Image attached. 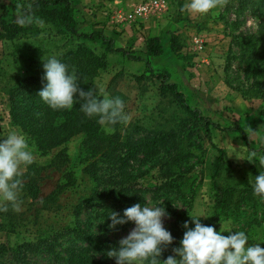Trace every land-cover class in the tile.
I'll return each instance as SVG.
<instances>
[{
  "label": "rangeland",
  "instance_id": "1",
  "mask_svg": "<svg viewBox=\"0 0 264 264\" xmlns=\"http://www.w3.org/2000/svg\"><path fill=\"white\" fill-rule=\"evenodd\" d=\"M69 1L79 32L101 31L106 39H112L107 34L112 26L129 24L142 28L141 24L152 22L169 36L181 35L182 47L176 56L181 65L177 68L155 63L142 49L144 43L140 38L145 45L148 38L141 34L137 36L138 42L121 47L123 51L105 52L107 65L94 79L93 86L124 101V111L130 120L115 125L122 140L149 137L158 131L186 137L178 146L165 148L161 161L139 156L122 167L115 159H99L91 168L95 172L92 176L84 171L89 161L80 158L82 137L72 136L54 151L65 149L68 159L62 170L74 171L76 182L56 199L52 193L63 180L64 172L47 165L51 156L40 157L34 147V162L44 166L39 173V193L31 197L21 190L20 210L13 211L9 207L8 212H0V244L3 245L0 264H67V249L80 247L84 242L67 230L54 232L53 227L60 229L74 220L80 228L104 241L119 243L135 225L128 222L110 229L109 216L136 203L163 206L169 213L164 227L173 231L174 240L161 260L173 255L172 248L180 246L187 230L183 228L184 222L194 228L189 215L207 216L200 218L201 223L214 226L217 232L222 226L226 230L245 231L249 244L261 243L264 247V201L254 196L249 184V174L255 177L264 170L258 163L259 157L264 156V2L228 0L224 8L199 15L181 11L188 0H168L164 12L128 23L115 17V13L129 10L140 0L129 4L123 1L115 10L108 6L102 8L103 3L94 0L84 5L78 0ZM18 2L27 6L30 0H0V15L3 13L1 19L5 23L16 21L15 4ZM85 9L92 11L91 15L87 13L84 17ZM96 13H101L103 21L111 23H106L108 30L80 26L85 19H94ZM38 27L40 32L31 35L0 38V90L15 78L31 73L40 75L44 72L42 59L57 58L77 42H85L97 53L104 51L99 44L58 32L50 24ZM192 37L203 41L204 49L198 54L191 48ZM112 42L114 45L113 39ZM162 72L183 92L185 103L198 109L209 121L196 117L195 110L189 112L181 107L170 93L160 92ZM9 109L8 96L0 91V140L11 130L21 131L20 127L12 125ZM211 123H216L219 129ZM218 148L225 152L219 172L214 176L219 190L212 178L220 154ZM253 151L257 153V162L249 163L246 160ZM169 154L180 155L179 161L174 159L172 164L178 172L177 187L163 186L161 178V164L166 168ZM123 187L128 193L116 197L108 194L109 190ZM98 192L103 193V202L98 201ZM54 199L55 204H59L58 208L53 206L57 211L45 209L53 205ZM218 200L222 203L218 204ZM79 202L82 208L76 215L72 206ZM105 205L108 216L102 214ZM17 216L25 218V226L15 221ZM94 258L97 264H115L101 254H95Z\"/></svg>",
  "mask_w": 264,
  "mask_h": 264
},
{
  "label": "trees",
  "instance_id": "2",
  "mask_svg": "<svg viewBox=\"0 0 264 264\" xmlns=\"http://www.w3.org/2000/svg\"><path fill=\"white\" fill-rule=\"evenodd\" d=\"M260 1L264 2V0ZM29 4L32 5L35 15L40 17L44 23L55 27L58 32L67 33L81 40H91L103 47L104 51L97 53L94 48L81 41L77 42L72 48L63 51L57 57V59L69 66V70L73 67L76 69V74L79 78L78 83L81 88L87 91L89 88L94 87V79L107 65L105 52L117 53L123 51V49L121 47H115L112 39H106L101 31H92L90 33L79 32L76 28V21L73 18V10L69 0H30ZM2 15L3 13L0 15L1 39H14L18 36H27L40 32V28L37 25L21 27L16 21L5 23L1 19ZM169 41L172 52L178 56L182 47L181 35L172 33ZM162 52L163 48L160 37H150L146 40V53L148 56H158ZM43 75L44 72L40 75L31 73L15 78L13 83L3 85L0 91L8 96L10 104L9 115L12 125L20 127L21 131L29 138L30 145L35 146L36 152L40 157L51 156L47 165L54 167V169L62 170V167L66 168L68 159V154L63 147L56 152L54 149L75 135H81L82 137L80 158L82 159L81 161H89L84 171L92 176H95V172L91 168L99 159H115L122 167H127L130 161L137 160L139 156L150 160L155 159L156 161H161L164 158L162 151L166 152L165 148L173 147V145L178 146L179 142L181 143L186 137V135H182L181 137V135H174L170 132L158 131L149 137L122 140L115 126L114 134H106L103 126L97 122L98 118H89L80 111V102L71 110L60 111H53L44 104L37 96L44 83H46L42 80ZM159 78V90L161 93H170L173 99L189 112L195 110L185 103L183 92L178 89L175 82L167 79L166 72H162ZM196 111L198 113H195ZM193 114L196 117L209 121L207 117L199 113L198 109ZM211 124L219 129L216 123ZM208 126L209 124L207 123L205 126L207 133L209 131ZM206 136L209 137V135ZM217 150L220 154L217 157L216 168L212 178L214 186L219 190L217 183L214 181V176L219 172V167L223 161L225 152L220 148ZM179 156L177 154L173 157V154H169L165 163L166 168H163L160 163L161 178L164 179L163 186L177 187L178 172H176L172 164H174V159L179 161ZM42 169H44L43 165L38 166L34 162L24 171L22 177L25 180L22 181V191H25V195L35 197L39 193L38 180L40 179L39 173ZM62 172H64L62 175L63 180L56 185L52 193L55 199L59 194L66 191V189L74 186L76 182L74 171L62 170ZM126 193L128 191L124 187L118 190L112 189L108 191V194H112L114 197ZM97 194L98 201L101 200L103 202L105 198L103 193L98 192ZM55 199L52 206L44 208L56 212L57 210L53 206L56 205L55 207L58 208L59 204H55ZM221 203L222 200H218V204ZM119 206L123 207L120 203ZM128 207L130 206L126 205L123 210H120L119 218H123V212ZM80 208H82L81 202L72 206V210L76 215H78ZM103 209L102 214L108 216L107 205ZM15 221H18L20 224L22 222V226H25L26 223L24 222H27L21 216H17ZM76 221H69L67 225L60 229L53 227L54 232L67 230L77 240L84 242V245L80 247L73 246L67 249V264H97L94 258L95 254H101L107 257L106 252L108 250L119 246V243L106 242L100 237L80 228ZM0 228H2V225H0ZM36 231L40 232V230ZM170 232L174 236L173 231ZM2 247L3 245L0 244V248ZM164 256L163 253L160 259L164 258ZM107 259L116 264L114 258L107 257Z\"/></svg>",
  "mask_w": 264,
  "mask_h": 264
},
{
  "label": "clouds",
  "instance_id": "3",
  "mask_svg": "<svg viewBox=\"0 0 264 264\" xmlns=\"http://www.w3.org/2000/svg\"><path fill=\"white\" fill-rule=\"evenodd\" d=\"M228 0H188L181 11L190 14L207 15L213 10L222 9ZM16 23L21 27L42 26L44 21L35 15L31 4H15ZM45 81L37 96L53 111L71 110L80 102V111L89 118H98L106 134H114L113 126L128 123L130 116L125 113V103L119 97H112L102 89L94 87L85 91L78 83L76 69L55 56L42 59ZM99 93V95H98ZM249 131H252L248 127ZM34 145L20 130H11L0 140V212L19 211L22 201L19 199L23 188L21 177L27 167L34 163ZM257 153L251 152L249 163L257 162ZM244 160V159H241ZM258 163L264 169V156ZM249 184L254 196L264 201V170L253 177L249 174ZM194 228L186 221L187 229L180 241V246L172 248L173 255L161 260L163 252L173 244V236L164 227V219L170 218L163 206H142L136 203L119 214L111 212L110 229L128 222L134 223L129 234L120 239L119 246L106 252L114 258L116 264H264V247L261 243L249 244L245 231L226 230L221 227L217 232L214 226L201 223V217L189 215ZM231 223V221H229ZM227 232L228 235L223 233Z\"/></svg>",
  "mask_w": 264,
  "mask_h": 264
},
{
  "label": "crops",
  "instance_id": "4",
  "mask_svg": "<svg viewBox=\"0 0 264 264\" xmlns=\"http://www.w3.org/2000/svg\"><path fill=\"white\" fill-rule=\"evenodd\" d=\"M82 5L86 4L88 1L90 0H78ZM97 3H103L102 8H105L106 6H108L109 8L112 7V9H116L118 8L123 1L126 3H130L134 0H111V2L109 1H104V0H94ZM87 13H89V11L87 9L83 10L82 15H84V17L88 16ZM92 11L89 13L91 15ZM95 13V12H94ZM95 18L94 19H85L86 22H84V24H80V26H83L84 29H92L94 30L95 28H107L108 25L106 26V23L111 24L108 21H103L104 18L102 17L101 13H96L94 14ZM101 21V22H100ZM104 22V23H103ZM97 23V24H96ZM140 25V24H139ZM105 26V27H104ZM142 28L139 27H135V26H131L129 24H123V26H112L110 31L107 33L110 37H112V39L114 40V46L116 47H124L127 44H133L139 41V39H137L138 35H144L145 38H150V37H155L158 36L161 39V44H162V48H163V52L162 54L158 55V56H151L152 59L154 60L155 63H160L163 64L165 66H169L172 65L174 68H177V66H180V62L177 59L176 55H174V53L171 50L170 47V36L169 34L165 31H159V29L157 27H154L152 22L146 23V24H141ZM144 27V28H143ZM108 30V28H107ZM141 40L143 41L142 43H144L143 45V50L146 53V45L143 39L140 38V42ZM147 40V39H146ZM147 54V53H146ZM169 64V65H168Z\"/></svg>",
  "mask_w": 264,
  "mask_h": 264
},
{
  "label": "built area",
  "instance_id": "5",
  "mask_svg": "<svg viewBox=\"0 0 264 264\" xmlns=\"http://www.w3.org/2000/svg\"><path fill=\"white\" fill-rule=\"evenodd\" d=\"M168 7V0H140L133 4V6L124 12H116L115 17L120 18L121 21L134 23L146 20L150 17L156 16L164 12ZM191 48L193 52L200 53L204 49L202 39L199 37H192Z\"/></svg>",
  "mask_w": 264,
  "mask_h": 264
}]
</instances>
